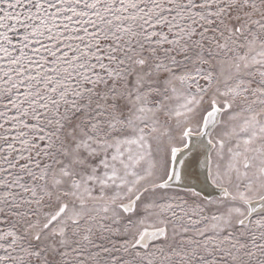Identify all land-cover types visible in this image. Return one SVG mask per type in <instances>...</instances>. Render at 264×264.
<instances>
[{
	"label": "snow or ice",
	"instance_id": "obj_1",
	"mask_svg": "<svg viewBox=\"0 0 264 264\" xmlns=\"http://www.w3.org/2000/svg\"><path fill=\"white\" fill-rule=\"evenodd\" d=\"M0 264H264V0H0Z\"/></svg>",
	"mask_w": 264,
	"mask_h": 264
}]
</instances>
